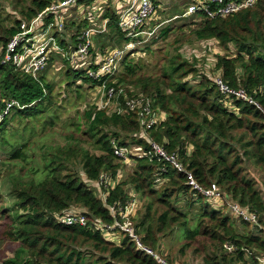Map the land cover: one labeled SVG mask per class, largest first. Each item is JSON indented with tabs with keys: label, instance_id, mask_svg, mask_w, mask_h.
Masks as SVG:
<instances>
[{
	"label": "trees",
	"instance_id": "obj_1",
	"mask_svg": "<svg viewBox=\"0 0 264 264\" xmlns=\"http://www.w3.org/2000/svg\"><path fill=\"white\" fill-rule=\"evenodd\" d=\"M57 1L31 0L27 9L15 6L16 15L0 2V44L3 45L0 56V112L6 111L7 102L19 103V107L13 106L0 123L3 144L6 143L3 135L8 118H37L51 110L49 106L52 105L53 88L47 83L46 74L57 55L50 58L46 70L37 78L1 61L8 44L22 32V23L32 21ZM188 1L181 0L180 4L184 5ZM15 5L22 6L19 2ZM178 9L175 12L182 15L184 11L180 7ZM198 16L184 18L198 24L191 31L196 41H216L228 52L229 45L236 48L235 54L216 56L214 71L220 73L223 82L231 89H243L261 109L234 100L239 112L237 114L219 92L215 79L201 71L196 61L188 62L177 53L167 60L161 77H138L135 86L140 88V92L126 89L125 95L120 98L122 104L126 98L144 97L151 100L153 112L166 114V119L160 124L144 129L138 111H128L122 115L109 114L95 106L85 112L87 131L84 134H89L95 140L94 147L101 152L100 155H94L82 150L86 181L76 174L61 178V165L55 161H48L39 181L26 177L22 170L12 177L10 195L14 199L15 209L11 211L3 208L1 214L11 219L4 236L17 243V246L13 256L3 258L0 264H86L88 255L96 254L101 255L99 260L102 264H157L153 258L137 252L127 237H123L121 245H117L95 231L91 224L94 219H100L105 224L114 222L110 208L117 203H126L129 198L126 190L128 185L138 195L156 198V203L166 208L160 214L157 212L158 216H153L150 210L154 203H151L139 224L135 219L147 245L159 247V238L180 222L189 240L184 249L191 247L190 242L198 238L211 246L212 253L204 256V264H259L258 258H264V189L261 191L257 188L258 180L247 177L245 169L247 163H252L264 175V0H258L255 7L226 19L209 20L202 14ZM107 18L111 21L108 34L115 32L122 42L125 36L116 24L117 15L109 9L104 15V19ZM87 28L88 25L76 26V34L71 40L58 38L59 45L64 49L61 58L68 65V55L77 49V38ZM168 33L169 29L166 28L160 35L166 37ZM99 37L102 35H96L94 40ZM156 40L154 38L148 43ZM95 47L94 43V48L90 50L94 57ZM22 48L23 42L17 47V52L21 53ZM106 49V45L100 44V51L105 52ZM128 60L129 57L124 60L123 74L135 76L138 68ZM72 68L69 66L70 70L66 73L68 80L72 81L69 84L71 87L78 81L102 85L89 78L83 69ZM188 76L200 81L192 87L189 82H184ZM125 80L121 78L117 83L108 82L106 89L125 85ZM79 132L83 133L81 127ZM152 141L162 145L170 154L175 153L201 186L208 188L216 184L226 203L238 204L256 214L259 226L239 221L244 228L252 227L256 232L240 233L232 216L214 210L207 201L201 207L196 226L187 228L185 219L188 214L173 206L172 198L180 194L187 196L189 192L192 195L189 201L192 203L201 199L205 201V198L190 191L185 174L172 169L167 163L151 161L149 158L132 157L130 161L135 163L134 174L110 190L105 200L92 190L91 184L98 182L102 175L114 179L120 173L123 161L115 155V146L148 150ZM9 147L10 151L0 150L1 157H9L8 162L20 165L27 162L29 156L24 142H16ZM27 175L31 176V173ZM162 179L168 181V185L158 192L156 182ZM75 206L87 210L83 214L89 219V226H69L58 222L60 215ZM226 245L232 246L233 251H227Z\"/></svg>",
	"mask_w": 264,
	"mask_h": 264
},
{
	"label": "rangeland",
	"instance_id": "obj_2",
	"mask_svg": "<svg viewBox=\"0 0 264 264\" xmlns=\"http://www.w3.org/2000/svg\"><path fill=\"white\" fill-rule=\"evenodd\" d=\"M0 2L5 8L7 7V9L13 10L16 15L15 6L19 9L22 7L23 9H27L30 6L31 0H0ZM17 2L22 6L15 5ZM180 2L181 0H160L158 19L153 21V25L158 26L164 21L165 24L157 28L158 36L154 37L157 38V40L153 43H139L138 46H135L134 51H129L128 54H126V56L129 57L128 62H132V64L138 68L137 74L128 77L126 74H123L125 73L123 63L113 83H117L118 79L123 78L126 80L125 85L122 84V86L132 92H140V88L135 86L137 78L140 76L146 78L150 76L153 78L161 77L163 69L166 68L167 60L177 53H180L188 62L193 63L196 61L198 68L207 75L212 76L214 79L217 77L218 72L214 71L217 62L216 56L230 53L235 54L236 48L234 45H229L228 52L216 41H196L191 31L195 29L198 24L188 21V19H174L172 17L173 14H176L175 10L179 11L178 5ZM109 4L111 6L110 1ZM109 8L111 7H103L105 10ZM16 17L20 18L19 16ZM77 18L79 22L86 19V17ZM166 28L169 29L168 35L166 37H161L160 32ZM116 36V33L103 34L102 37L96 40L93 38V42L95 46L99 47L100 44L109 47H119L122 45V42H120ZM154 38L152 40H154ZM98 41H100V43H98ZM2 50L3 45L0 44V56L2 55ZM55 58V61L46 74L47 83L51 84L53 88L52 105L49 106L51 110L37 118H8L6 132H4L3 135L6 143H2L3 141H1L0 136V150L10 151V144L24 142L27 148L26 152L29 156L27 162L22 163V165H20V163L8 162L9 157L0 156V260L6 257H12L17 246V243H13L4 236L5 231L11 225V219L8 220V217L1 214L3 208L11 211L15 209L14 199L10 195L12 177H16L19 171L22 170L26 177L39 181L43 171H46L45 166L48 161H55L56 164L61 165L59 171L61 178L64 179L70 174H76L82 178V180L86 181L83 172L82 150H87L90 154L94 155L101 154V152L94 147L95 140H92L89 134H84V131H87L84 114L95 106L103 109L107 104L105 93H103L102 87L86 84L82 81H78L76 85L71 87L69 84L72 81L68 80L66 76L67 71L70 70L69 65L65 63L61 56L57 55ZM72 69L79 70L76 69V65H73ZM198 81H200V79L193 76H188L184 80V82H189L192 87L196 86ZM228 105H230L229 102ZM230 106H234L237 109L233 102ZM54 107L57 109L54 110ZM236 109L232 110L238 114L239 112ZM104 110L112 114L115 109L112 110V106L110 105ZM156 113L160 114V111ZM80 127L83 133L79 132ZM106 130L107 132L109 131V129ZM22 135H24L23 138L21 137ZM245 169L247 177H255L258 180L257 188L262 191L264 189V175H262L260 170L252 163H247ZM134 170L135 163L133 161H129L125 165L123 164L119 173L121 176L118 177L119 183L126 182L128 178L130 179L134 174ZM28 172L31 173V176L27 175ZM167 182L168 181L156 182V190L162 192L168 185H166ZM99 183L100 181L92 183V190L103 199L104 188L102 186L99 187ZM126 190L129 193H135L140 200V209L137 213L136 223L139 224L145 218L148 212L147 207L151 203H154L150 210L153 216H158V214L166 210L164 206L156 203V198L150 197L149 195L145 197L141 194L138 195L130 185L126 186ZM262 193L264 196V192ZM187 194V196L180 194L178 197L174 196L172 198L173 206H176L181 212L188 214L187 219H185L187 221V228L193 229L196 226V220L201 211V207L207 203L214 210L223 211L228 217L231 216L228 208L221 204V201L214 202L201 199L192 203L189 201L192 197L191 193L189 192ZM84 210L83 208L81 209L75 206L71 211L82 212ZM233 220L236 229L240 233L255 231L252 227L244 228L237 219L234 218ZM181 222H183V220H181ZM182 225L183 224L178 222L168 229L166 234L159 238L158 246L161 247L163 253L172 264H204V256L207 253H212L211 246L203 239L198 238L190 242L191 247L184 249L186 244L189 243V240L185 237L186 230L184 229L185 227L181 228ZM100 256V254L93 256L88 255L86 264H102L99 260Z\"/></svg>",
	"mask_w": 264,
	"mask_h": 264
},
{
	"label": "built area",
	"instance_id": "obj_3",
	"mask_svg": "<svg viewBox=\"0 0 264 264\" xmlns=\"http://www.w3.org/2000/svg\"><path fill=\"white\" fill-rule=\"evenodd\" d=\"M160 0H113V5L118 11V29L124 34L126 42L120 48H108L103 51L95 50V57L90 53L94 48L93 38L96 35L106 34L110 19H104V4L100 0H58L52 6L41 12L36 18L30 22H23L21 25L22 32L16 35L8 44L2 64H12L16 69L23 71L27 75L37 78L38 75L45 71L50 58L54 55H63L64 50L58 44V38L65 37L70 30L72 36H75V28H72V22L77 20V16L86 17L89 26L77 38V49L68 58L76 69H83L87 72L89 78L93 81L101 83L97 85L102 87L107 102L103 109L112 106V110L119 115L128 111H138L141 126L144 129L152 127L162 122L160 114L152 111V101L144 97L139 99L126 98L124 103L120 98L125 95L126 88L124 86L110 87L106 89L108 82H113L122 68V64L129 51H134L135 46L139 43L150 42L157 37V28L165 24L161 22L158 26H154L153 21L158 19ZM258 0H191L182 15L174 16V19L191 18L198 15L215 20L226 19L247 9L256 6ZM116 4V5H115ZM196 18V19H197ZM200 22L201 20L198 19ZM23 42L21 53L17 52V47ZM126 46V47H125ZM125 47V48H124ZM126 56V57H125ZM215 84L219 92L225 96L230 105L234 100L247 102L249 104L261 107L255 100L248 96L243 90L231 89L225 84L218 72L215 78ZM6 111L0 112V123L8 114L12 107H19L18 102H7ZM229 105V106H230ZM230 109H236L230 106ZM237 110V109H236ZM150 147L145 150L141 147L123 148L114 147L115 155L122 160L123 164H127L132 157L149 158L167 163L172 169L186 176V185L190 191L200 194L205 200L221 201L228 208L229 214L238 221L259 226V218L256 214L249 212L248 209L241 207L235 203H226L219 187L212 184L211 187L205 188L201 186L195 179L193 173L179 161L178 156L170 154L162 145L156 142H150ZM118 174L116 178L102 175L99 179V187L104 188L103 199H106L110 190L114 189L119 183ZM98 181V182H99ZM165 181V180H160ZM101 189V188H100ZM126 203H117L112 206L111 213L114 217L112 224H105L100 219H94L91 223L94 230L100 232L102 236L110 242L119 245L117 235L127 237L135 246L137 252L153 258L157 264H172L160 247L153 248L147 245L137 228L135 219L140 209V200L136 194L129 193ZM72 210V209H71ZM66 211L60 215L57 220L64 225H81L89 226V219L83 214L84 212ZM225 249L229 252L233 251V247L226 245ZM259 264H264V258H258Z\"/></svg>",
	"mask_w": 264,
	"mask_h": 264
},
{
	"label": "crops",
	"instance_id": "obj_4",
	"mask_svg": "<svg viewBox=\"0 0 264 264\" xmlns=\"http://www.w3.org/2000/svg\"><path fill=\"white\" fill-rule=\"evenodd\" d=\"M109 1L111 2V6H110V4H109ZM190 2H191V0H189ZM189 1L188 2H186V3H184V5H181V4H179L178 6L180 7V9H181V11L183 10V11H185V9H186V7L190 4L189 3ZM100 2L101 3H103L104 4V7L105 6H107V7H111V8H109L110 10H111V12H114L116 15H117V21H118V11H117V8L113 5V0H100ZM181 3V2H180ZM116 5V4H115ZM177 5V4H176ZM108 9V10H109ZM107 11V10H106ZM106 11H105V13H106ZM105 13H104V15H105ZM178 15V13H176V14H173L172 15V17L173 16H177ZM180 15V14H179ZM77 17H80L79 15L77 16ZM81 18V17H80ZM78 19V18H77ZM117 21H116V24H117ZM75 24V25H74ZM79 24H81V25H79ZM89 21L88 20H83L82 22H79V21H74V22H72V28H75L76 26L78 27V26H84V25H88L89 26ZM110 25V24H109ZM109 25H108V28H109ZM109 31V30H108ZM72 31L70 30V32L68 33V35H66L65 37L63 36L62 38H60L61 40H64V41H68V40H71L72 39ZM115 33V32H114ZM106 34H108V32L106 33ZM118 38V37H117ZM126 42V39L124 38L123 39V41H122V45L121 46H123L124 45V43ZM59 44V43H58ZM60 46V45H59ZM121 46H119V47H121ZM61 47V46H60ZM97 47H98V49H97ZM108 47V46H107ZM119 47H108V48H111V49H115V48H119ZM62 48V47H61ZM107 48V49H108ZM63 49V48H62ZM95 49H96V51H98V50H100V47L99 46H96L95 47ZM64 50V49H63ZM76 51V50H75ZM75 51H73L72 53H74ZM71 53V54H72ZM71 54L70 55H68V57H67V60H68V62H69V66L71 67L72 66V63L70 62V60L68 59L70 56H71ZM59 56H61L62 57V55H59ZM64 58V57H63ZM160 118H161V120L163 121V120H165L166 119V114L165 113H161L160 115ZM122 239H123V236H120V235H117V241H118V243H119V245H121V243H122Z\"/></svg>",
	"mask_w": 264,
	"mask_h": 264
}]
</instances>
